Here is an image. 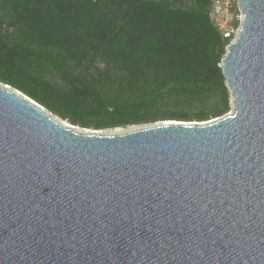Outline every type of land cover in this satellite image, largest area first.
<instances>
[{"label":"water","instance_id":"obj_1","mask_svg":"<svg viewBox=\"0 0 264 264\" xmlns=\"http://www.w3.org/2000/svg\"><path fill=\"white\" fill-rule=\"evenodd\" d=\"M238 1L224 117L83 133L0 84V264H264V0Z\"/></svg>","mask_w":264,"mask_h":264},{"label":"trees","instance_id":"obj_2","mask_svg":"<svg viewBox=\"0 0 264 264\" xmlns=\"http://www.w3.org/2000/svg\"><path fill=\"white\" fill-rule=\"evenodd\" d=\"M212 2L0 0V83L82 129L224 117Z\"/></svg>","mask_w":264,"mask_h":264},{"label":"built area","instance_id":"obj_3","mask_svg":"<svg viewBox=\"0 0 264 264\" xmlns=\"http://www.w3.org/2000/svg\"><path fill=\"white\" fill-rule=\"evenodd\" d=\"M210 15L221 35L231 40L228 50L229 46L237 40L242 23L239 1L213 0ZM237 22L239 25H236Z\"/></svg>","mask_w":264,"mask_h":264},{"label":"rangeland","instance_id":"obj_4","mask_svg":"<svg viewBox=\"0 0 264 264\" xmlns=\"http://www.w3.org/2000/svg\"><path fill=\"white\" fill-rule=\"evenodd\" d=\"M2 84V83H0ZM4 85V84H3ZM12 90H14L12 87H11ZM21 93V92H20ZM22 94V93H21ZM44 108V107H43ZM45 109V108H44ZM233 110V109H232ZM46 112H48L46 109H45ZM50 113V112H48ZM54 118L57 119L58 122H62V123H67L65 121H62L61 119H59L58 117L52 115ZM162 122H165V121H159L157 123H154V124H148V125H134V126H127V127H123V128H116V129H107V130H91V129H82L80 127H76L80 132H85V133H90V132H94V131H97L98 133L102 134V135H120V131H122V134L124 133H127V132H130V131H133V130H136V129H139V128H143V127H149V126H153L155 124H160Z\"/></svg>","mask_w":264,"mask_h":264},{"label":"bare ground","instance_id":"obj_5","mask_svg":"<svg viewBox=\"0 0 264 264\" xmlns=\"http://www.w3.org/2000/svg\"><path fill=\"white\" fill-rule=\"evenodd\" d=\"M63 125L67 126V124H66V123H64ZM77 131H79V130L77 129ZM120 134H122V131H120Z\"/></svg>","mask_w":264,"mask_h":264}]
</instances>
